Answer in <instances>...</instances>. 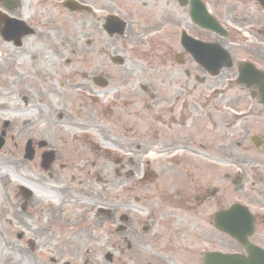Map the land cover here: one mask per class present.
I'll use <instances>...</instances> for the list:
<instances>
[{
    "label": "flooded vegetation",
    "instance_id": "flooded-vegetation-1",
    "mask_svg": "<svg viewBox=\"0 0 264 264\" xmlns=\"http://www.w3.org/2000/svg\"><path fill=\"white\" fill-rule=\"evenodd\" d=\"M9 78L0 251L264 264V0H0Z\"/></svg>",
    "mask_w": 264,
    "mask_h": 264
},
{
    "label": "rangeland",
    "instance_id": "rangeland-1",
    "mask_svg": "<svg viewBox=\"0 0 264 264\" xmlns=\"http://www.w3.org/2000/svg\"><path fill=\"white\" fill-rule=\"evenodd\" d=\"M15 81L16 80L14 78H9L7 84L5 86L0 87V97L1 98L4 97L3 100L8 101V107L11 105V102L14 104L16 103L15 88H17V85H15L16 86L15 88L13 86ZM2 116H4L3 112H2ZM3 156L7 157L6 155L0 152V162L3 160V159L1 160ZM0 170L2 171L3 169L0 167ZM1 214L4 213L0 212V229L5 226V220L3 216L1 217ZM9 231L10 233L6 232V237H5L6 240H12L15 237L14 228L10 227ZM1 246H2V239L0 238V248ZM13 251L14 252L0 251V264H42V262H40L39 259L32 257V255L21 254V253L19 254L16 249H14ZM70 258H75L79 264H82L85 257H70ZM70 258L67 257L62 258V261L69 260ZM88 258L99 264H107L104 258L100 256L88 257ZM62 261L59 262L58 264H61Z\"/></svg>",
    "mask_w": 264,
    "mask_h": 264
},
{
    "label": "water",
    "instance_id": "water-1",
    "mask_svg": "<svg viewBox=\"0 0 264 264\" xmlns=\"http://www.w3.org/2000/svg\"><path fill=\"white\" fill-rule=\"evenodd\" d=\"M10 27H12V26H10Z\"/></svg>",
    "mask_w": 264,
    "mask_h": 264
}]
</instances>
